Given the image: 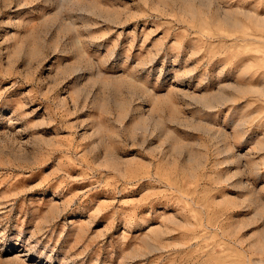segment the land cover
Segmentation results:
<instances>
[{"label":"rangeland","instance_id":"374dc122","mask_svg":"<svg viewBox=\"0 0 264 264\" xmlns=\"http://www.w3.org/2000/svg\"><path fill=\"white\" fill-rule=\"evenodd\" d=\"M0 264H264V0H0Z\"/></svg>","mask_w":264,"mask_h":264}]
</instances>
